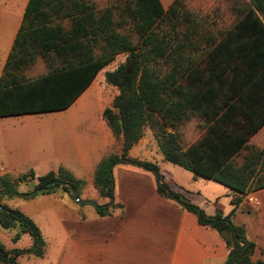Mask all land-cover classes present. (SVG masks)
I'll return each mask as SVG.
<instances>
[{
    "label": "trees",
    "instance_id": "16d2710c",
    "mask_svg": "<svg viewBox=\"0 0 264 264\" xmlns=\"http://www.w3.org/2000/svg\"><path fill=\"white\" fill-rule=\"evenodd\" d=\"M121 3L123 14L116 19L112 5L98 8L91 0H27L0 77V116L68 107L101 68L124 53L116 67L104 72V82L117 93L102 116L121 141V152L104 156L95 167L93 186L109 200L91 203L95 212L105 216L119 206L113 203V167L136 166L153 175L160 196L223 238L224 264H264L250 259L254 245L229 214L217 210L207 215L169 188L155 162L127 155L149 127L163 160L239 194L231 200V213L244 194L264 187V146L248 143L264 124V0H247L233 24L220 31L188 11L183 0H173L165 9L159 0ZM124 26L134 39L121 30ZM37 56L47 72L27 79L23 70ZM191 119L200 135L184 147L179 127ZM242 151L246 153L237 163ZM29 178H34L32 171L16 178L0 175V192L31 197L57 184L70 195L69 183L78 195L82 185L58 167L36 177L31 191L18 193L15 186ZM0 224L17 225L19 233L32 239L27 249L5 250L0 243V264H17L16 257L24 253L42 256L44 241L30 218L0 209Z\"/></svg>",
    "mask_w": 264,
    "mask_h": 264
},
{
    "label": "crops",
    "instance_id": "0c3cea01",
    "mask_svg": "<svg viewBox=\"0 0 264 264\" xmlns=\"http://www.w3.org/2000/svg\"><path fill=\"white\" fill-rule=\"evenodd\" d=\"M159 1L165 9L173 0ZM26 3L27 0H0V77ZM114 67L101 68L83 92L64 109L0 116V175L16 178L29 171L34 175L15 186L18 193L31 191L36 177L58 167L82 181L77 195L84 201L82 203L60 187L50 192H37L31 197L0 192V205L30 218L44 241L42 256L20 254L16 263L224 264L227 247L223 238L215 230L200 225L194 214L160 196L149 171L116 164L112 169L113 203L119 206L109 215L99 216L95 212L91 203L109 202L99 196L93 186L95 167L104 156L121 152V141L113 136L102 116L106 106L104 98L96 94L98 85L104 82V72ZM31 70L33 73L26 75L27 79L45 74L47 65L40 58L31 64ZM113 88L115 95L117 89ZM199 135L197 130L195 139L186 146ZM248 143L259 148L264 146V124ZM127 155L155 162L172 190L201 203L195 191L181 188L178 172L163 169L167 161L163 160L150 133L145 132ZM187 178L189 181L205 179L192 172ZM21 185L25 188L19 189ZM226 189L230 220L244 229L245 238L254 245L250 259L264 263V187L244 194L232 213L231 200L239 194ZM88 205L91 207L86 209ZM0 243L5 250L27 249L32 239L27 233H19L17 225L5 228L0 224Z\"/></svg>",
    "mask_w": 264,
    "mask_h": 264
},
{
    "label": "rangeland",
    "instance_id": "374dc122",
    "mask_svg": "<svg viewBox=\"0 0 264 264\" xmlns=\"http://www.w3.org/2000/svg\"><path fill=\"white\" fill-rule=\"evenodd\" d=\"M91 1L98 8H103L105 6L112 5L114 7V17L116 19H118L119 16L123 14L121 12V9L123 7L121 3L122 0ZM246 3L247 0H183L184 7L193 14L201 16L203 19H205L206 23L211 26L214 31H220L222 29L230 27L235 21L239 9L244 8L246 6ZM127 26H124L123 28H121V30L129 34L131 38L134 39V33L129 28H127ZM124 55V53L116 55L115 58L107 64L108 69L120 63L124 59ZM40 58L41 57L37 56L34 60V63L37 61V59L40 60ZM25 69L26 71L24 73V76L28 74L32 75L33 70H31V65L26 67ZM97 93L104 98V103L107 106L114 96V88L113 86H110L103 82L102 85H98V88L96 89V94ZM179 130L181 132V143L183 146H186L187 142L194 140L196 137L198 130L196 128V120L191 119L187 121L179 127ZM145 132L148 133V135L149 133L150 135H152V131L149 127L144 128V133ZM245 153L246 151H242L239 155L235 157V161L237 163H240L242 161V156ZM163 166V169L166 172L175 171L180 174L179 178L180 182L182 183L181 188L195 191L200 196L202 200L201 203L197 204L195 203V201H190L200 207L206 214L213 215L217 212L219 208L220 210H222L223 215L229 214L228 209L230 206V201L229 196L225 194V191H227L225 186L212 180H205L200 178L196 181H189L187 177L188 175H190V172H188L187 170H184L169 162H165ZM24 188V185L19 186V189ZM193 200L197 199L193 198ZM89 207L91 206L88 205L86 209H88ZM88 213V210L84 212V214L86 215Z\"/></svg>",
    "mask_w": 264,
    "mask_h": 264
},
{
    "label": "water",
    "instance_id": "95a60500",
    "mask_svg": "<svg viewBox=\"0 0 264 264\" xmlns=\"http://www.w3.org/2000/svg\"><path fill=\"white\" fill-rule=\"evenodd\" d=\"M66 186L68 187V189L70 191L71 197L75 201H78L79 203L84 202L83 200L79 199V197L77 196V194H76L75 190L73 189V187L71 186V184L67 183ZM56 187H57V184H54V185L50 186L49 189L52 190V189H55ZM0 209L3 210V211H7V209L6 208H3L1 205H0Z\"/></svg>",
    "mask_w": 264,
    "mask_h": 264
}]
</instances>
